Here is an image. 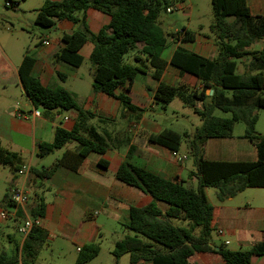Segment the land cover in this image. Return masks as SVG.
<instances>
[{
	"label": "trees",
	"instance_id": "obj_1",
	"mask_svg": "<svg viewBox=\"0 0 264 264\" xmlns=\"http://www.w3.org/2000/svg\"><path fill=\"white\" fill-rule=\"evenodd\" d=\"M11 1L14 9L20 2ZM247 0H211L213 22L210 31L216 46L213 59L204 58L178 46L170 59L173 69L196 77L202 88L196 90L185 84L169 85L160 81L153 93V103L165 108L174 99L191 108L201 125L192 135L164 129L151 135L149 141L171 153H177L182 143L187 142L193 159L196 189L186 187L176 181L165 180L142 168L123 163L115 173L121 183L134 187L152 197L153 202L145 207H131L126 229L132 233L116 242L112 255L116 262L128 255L129 264H189L194 253L214 252L226 264H250L252 257L264 256V243L249 251H230L225 246L211 248L210 236L214 231L213 207L208 202L205 188L216 190L217 200L226 199L248 189H264V135L255 131L258 111L264 109V45L261 49L252 47L264 42V16H253ZM184 3V0H62L46 1L36 10L35 25L49 29L58 21L78 22L76 14L94 9L110 18L96 35L87 29L65 34L61 38L62 49L57 55L59 62L72 68L82 65L79 55L82 45L91 41L93 50L89 57L92 67V87L117 99L122 109L128 113L141 115L142 110L133 107L125 93L128 92L138 74H145L148 67L139 58L138 64L125 61L128 53L143 44L140 54L153 69L152 76L160 80L164 67L161 54L168 38L181 44L191 43L194 35L187 29L182 33H166L159 16L167 9ZM231 19V21H228ZM111 33L108 34L107 32ZM248 59L244 72L237 73L238 62ZM141 62V63H140ZM34 60L24 56L18 68V75L24 93L35 108L44 111L64 110L75 112V125L71 132L55 131L52 143L38 145L37 155L44 157L68 144L75 143V150H65L40 177H49L54 170L64 168L76 172L90 153L103 155L108 149L110 137L99 135L85 122L91 117L62 88L43 87L31 75ZM212 91V95L206 91ZM218 110L229 114L228 118L217 117ZM243 123V137L255 147V161H210L203 157V147L209 139H228L233 136L236 123ZM86 135L87 137H83ZM23 165L19 156L0 145V166L8 168L12 174ZM99 165L105 167L103 161ZM6 192L1 205L12 204ZM162 202L168 206L162 212L156 205ZM22 217L21 211H18ZM43 205L30 209L31 217H41ZM174 221L185 222L179 227ZM43 238L38 228L32 229L21 251L12 256L0 252V264H34L35 244ZM100 252L97 243L84 245L78 252L75 264H88Z\"/></svg>",
	"mask_w": 264,
	"mask_h": 264
},
{
	"label": "crops",
	"instance_id": "obj_2",
	"mask_svg": "<svg viewBox=\"0 0 264 264\" xmlns=\"http://www.w3.org/2000/svg\"><path fill=\"white\" fill-rule=\"evenodd\" d=\"M46 1L60 2L62 0H37L38 8ZM246 2L253 16H264V0H247ZM76 17L78 20L76 24L61 20L54 27L45 29L39 40L34 43V47L22 54L16 64L0 47V145L17 154L23 162L22 166L29 167V173L26 176L18 175L17 172L13 174L11 187H8V190L22 187L27 190L29 193L27 212L43 205V213L39 217L40 233L43 238L58 245L57 250L52 251V254H57L61 258H72L75 261L78 249L86 244L97 243L99 238L110 230H114L116 234V230L121 226L124 232L116 235L112 241L110 251L112 252L116 242L127 235H132L125 231L130 208H142L153 202L149 195L115 178L117 169L123 163L142 168L165 180L181 184L192 182L198 185L195 171L187 172L185 168L188 156L190 157L187 142H184L186 143L185 151L181 154V147L177 153H171L149 141L151 135H156L168 128L149 118L147 109H152L155 105L153 93L160 81L169 85L185 84L196 90L202 88L196 77L170 66L171 56L178 46L207 59H213L216 55L212 36H200L193 33V42L187 44L168 38L161 54V60L164 62L163 71L160 80H156L152 76L153 69L145 57L139 53L143 44H138L136 49L130 52L132 53L130 57H128L129 53L126 55L125 61L138 64L136 58H139L148 67L147 72L135 77L128 92L122 90L116 92V94L125 93L130 104L142 110L141 115L138 116L137 113H128L122 109L120 102L114 97L94 91L92 67L89 62L93 50L91 41L85 42L79 49L78 53L83 59L80 67L72 68L57 60V55L63 47L61 42L63 35L85 29L90 34L96 35L110 21L107 15L94 9L78 13ZM44 40L48 41L47 46L42 45ZM262 44L264 45V42H259L252 49H261ZM26 55L34 60L31 75L43 87L62 88L67 91L76 104L91 115L86 120L85 127H92L99 135L106 134L110 137V147L104 154L90 153L76 172L58 168L49 177L42 178L39 175L58 160L65 150L77 148V144L72 143L47 156L37 155L38 145L52 143L57 129L66 132L73 130L76 114L74 111L64 110L46 112L32 105L24 93L18 75V68ZM86 61L89 66L86 68L88 73L85 76L80 71ZM248 61L246 59L238 62L237 70H240L238 74L244 72V64ZM209 91L207 90L206 94L211 96ZM20 96L22 100L19 99ZM35 111L39 112L38 116L33 115ZM19 112L26 114L27 117L19 118L17 116ZM258 134L264 135L259 132ZM203 157L210 161L238 162L255 161L257 154L254 145L248 139L243 136L236 138L232 136L228 139H209L203 147ZM99 161H103L105 167L100 166ZM186 173L187 180H184ZM207 189L205 188L204 191L208 199ZM258 190L264 191V189ZM245 191L222 203L217 200V204H210L214 210L212 233L216 234L214 239L210 236L211 248L225 246L230 251H249L264 243V194L260 197L248 195L243 200H236ZM32 196L35 201L32 200ZM156 205L162 212L168 210V206L162 202H157ZM0 210L9 213L14 211L13 206L10 205H1ZM20 216L17 212L8 220L0 219V252H5L9 256L21 251L26 240L18 232L23 214L22 217ZM176 222L180 224L179 226H186L185 222ZM11 227L19 236L18 243L14 242L9 232L7 233V229ZM5 242H14V248L10 253L3 248ZM38 250L35 247L34 264H36ZM110 254L111 264H120L122 257L116 262L112 253ZM98 255L89 263L98 259ZM188 262L189 264H226L214 252L194 253ZM250 264H264V256L252 257Z\"/></svg>",
	"mask_w": 264,
	"mask_h": 264
},
{
	"label": "rangeland",
	"instance_id": "obj_3",
	"mask_svg": "<svg viewBox=\"0 0 264 264\" xmlns=\"http://www.w3.org/2000/svg\"><path fill=\"white\" fill-rule=\"evenodd\" d=\"M37 0H26L20 2L14 9L5 8V0H0V47L8 55V57L17 63L20 56L27 50L34 47V43L39 40L41 33L45 29L35 25ZM175 10L171 13L162 12L159 16L161 27L166 33H175L182 29H187L190 32L200 36H212L210 26L213 22V14L211 7V0H184L183 4H177ZM263 45V44H262ZM258 47V46H256ZM132 53L128 54V57ZM89 63L86 61L82 67L80 73L87 75L86 68ZM240 70H237L239 73ZM22 100V97H19ZM148 117L163 125L165 128L171 129L179 133H188L192 135L196 128L201 125L199 117L193 113V111L185 107L178 99H174L165 108L159 105H154L152 109H147ZM214 115L217 117L228 118L230 115L222 113L216 110ZM245 125L241 122L236 123L233 130V137H240L244 135ZM255 131L264 134V109L258 111V122L255 125ZM186 143H182L181 154L185 151ZM187 155V154H186ZM52 159V157H49ZM52 161V160H51ZM186 170L195 171L193 165V159L188 156L186 161ZM13 178L12 172L8 168L0 166V208L1 202L11 187ZM184 180H187V173L184 175ZM186 187L193 189L197 188L196 183L188 182L183 183ZM9 192V191H8ZM9 194V193H8ZM264 194L263 190L250 189L245 191L243 195H239L236 200H243L245 196L254 195L261 196ZM207 196L211 205L217 204L216 190L214 188L207 189ZM32 200L35 198L32 196ZM174 225H180L176 221ZM182 227V226H179ZM129 234L130 231L125 230ZM10 233L14 239V242L18 243L19 236L14 228H8L7 233ZM124 228L119 226L116 230H110L99 238L97 244L100 246V253L98 259L89 264H111V247L112 241L116 235L122 234ZM216 237L215 233L211 234V238ZM13 242V243H14ZM5 242L3 248L7 253H10L14 244ZM38 253L36 256V264H75V260L72 258H61L57 254H52V251L57 250V244H52L50 241L42 238L41 241L35 244ZM74 249V248H73ZM78 255V254H77ZM77 258V256H76ZM120 264H129L128 256L125 255L121 258Z\"/></svg>",
	"mask_w": 264,
	"mask_h": 264
},
{
	"label": "built area",
	"instance_id": "obj_4",
	"mask_svg": "<svg viewBox=\"0 0 264 264\" xmlns=\"http://www.w3.org/2000/svg\"><path fill=\"white\" fill-rule=\"evenodd\" d=\"M11 1H15V0H5V8L10 7L11 6ZM176 8H169L167 9V13H171L172 11H174ZM180 33H182L181 31H178ZM42 45L47 46L48 45V41L44 40L42 42ZM34 116H38L39 112L35 111L33 113ZM17 116L19 118H26L27 115L26 114H22L21 112H19L17 114ZM29 173V167L27 166H21L19 168V170L17 171L18 175L21 176H26ZM9 201L13 206L14 211L9 213L7 211H3L0 210V219L1 220H8L10 217H13L16 215V213L18 212V210H20L23 214V219H22V223L21 226L18 230L19 234L23 237V238H27L28 235L30 234V232L32 231V229L34 228H38L40 225V219L39 217H31L29 215V212L26 211V206L29 202V193L27 192V190L22 187V188H15V189H10L9 191ZM221 234V232H219ZM80 251V249H78V252Z\"/></svg>",
	"mask_w": 264,
	"mask_h": 264
},
{
	"label": "water",
	"instance_id": "obj_5",
	"mask_svg": "<svg viewBox=\"0 0 264 264\" xmlns=\"http://www.w3.org/2000/svg\"><path fill=\"white\" fill-rule=\"evenodd\" d=\"M210 94H212V91H209Z\"/></svg>",
	"mask_w": 264,
	"mask_h": 264
}]
</instances>
